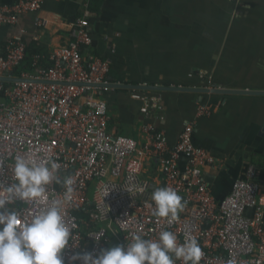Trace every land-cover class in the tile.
Listing matches in <instances>:
<instances>
[{"label":"built area","instance_id":"2783aa9c","mask_svg":"<svg viewBox=\"0 0 264 264\" xmlns=\"http://www.w3.org/2000/svg\"><path fill=\"white\" fill-rule=\"evenodd\" d=\"M43 2L0 5V26L38 12ZM89 14L85 2L81 16L70 25L66 44L50 53L49 67L43 65V56L35 55L32 72L14 76L26 58L27 44L20 37L10 39L0 54V78L25 80L0 82V190L16 182V158L36 163L52 159L60 166L61 181L72 180L71 185L53 181L45 186L43 198L10 207L30 222L53 201L63 202L71 231L69 248L62 254L65 264H81L69 261L75 252L97 255L102 248L131 243L134 234L158 239L163 230L176 234L181 243L196 237L203 251L199 264H264V195L256 167L249 165L229 195L216 202L203 179L204 168L215 159L194 146L195 121L184 124L173 147L149 126L142 129L146 144L141 148L131 138L109 134L103 94L109 89L110 63L87 53L92 45ZM37 26L45 27V20ZM211 114L212 109L198 106L197 118ZM148 157L161 162L159 183L142 178ZM164 186L187 201L172 223L153 215L152 192Z\"/></svg>","mask_w":264,"mask_h":264},{"label":"crops","instance_id":"0c3cea01","mask_svg":"<svg viewBox=\"0 0 264 264\" xmlns=\"http://www.w3.org/2000/svg\"><path fill=\"white\" fill-rule=\"evenodd\" d=\"M20 0H0L13 5ZM88 2L92 45L87 53L110 63L107 104L111 136L146 144V126L175 146L195 121L194 146L215 164L203 179L216 202L246 168L257 169L264 195V96L142 90L137 86L226 88L264 92V0H44L36 13L0 26V54L20 37L44 59L67 42L70 25ZM45 20V27H38ZM212 109L197 118L198 106ZM142 178L159 183L161 162L146 158ZM185 163L180 160V168Z\"/></svg>","mask_w":264,"mask_h":264},{"label":"clouds","instance_id":"9594fccd","mask_svg":"<svg viewBox=\"0 0 264 264\" xmlns=\"http://www.w3.org/2000/svg\"><path fill=\"white\" fill-rule=\"evenodd\" d=\"M59 167L52 159L41 163L15 159L13 174L16 182L0 190V264H65L62 254L69 248L71 231L64 220L63 202L53 201L30 222L22 221L19 213L10 207L20 200L43 198L45 186L53 181L71 185L69 177L61 181ZM151 201L153 215L167 219L168 223L175 221L187 204L176 190L167 186L157 187ZM100 211L102 216L107 213L103 206ZM202 256L196 237L181 243L176 234L163 230L155 240L134 234L131 243L102 248L97 255L75 252L69 261L79 260L81 264H176L180 260L183 264H199Z\"/></svg>","mask_w":264,"mask_h":264},{"label":"water","instance_id":"95a60500","mask_svg":"<svg viewBox=\"0 0 264 264\" xmlns=\"http://www.w3.org/2000/svg\"><path fill=\"white\" fill-rule=\"evenodd\" d=\"M25 80L13 77H3L0 78V82L2 83H17L23 82ZM138 89L142 90H156V91H186V92H193L198 94H215V95H244V96H264V92L259 91H251V90H237V89H226V88H213L209 89H187V88H172V87H159V86H137ZM264 132V127L262 129Z\"/></svg>","mask_w":264,"mask_h":264},{"label":"trees","instance_id":"16d2710c","mask_svg":"<svg viewBox=\"0 0 264 264\" xmlns=\"http://www.w3.org/2000/svg\"><path fill=\"white\" fill-rule=\"evenodd\" d=\"M37 54H41L39 51H37L36 49H34L33 46H28L27 50H26V58L25 60L22 62V64L20 65V67H18L15 72H14V76L19 77L23 72H32V58L37 55ZM43 65L46 67H49L51 65V63L49 62L48 58L46 57L43 60Z\"/></svg>","mask_w":264,"mask_h":264},{"label":"rangeland","instance_id":"374dc122","mask_svg":"<svg viewBox=\"0 0 264 264\" xmlns=\"http://www.w3.org/2000/svg\"><path fill=\"white\" fill-rule=\"evenodd\" d=\"M93 191V185L91 186V192ZM113 246H115V245H113Z\"/></svg>","mask_w":264,"mask_h":264}]
</instances>
